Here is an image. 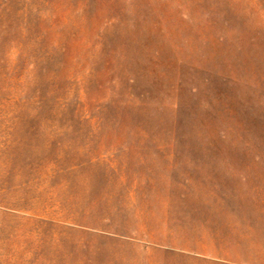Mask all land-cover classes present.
Masks as SVG:
<instances>
[{
  "label": "rangeland",
  "instance_id": "1",
  "mask_svg": "<svg viewBox=\"0 0 264 264\" xmlns=\"http://www.w3.org/2000/svg\"><path fill=\"white\" fill-rule=\"evenodd\" d=\"M0 264H264V0H0Z\"/></svg>",
  "mask_w": 264,
  "mask_h": 264
},
{
  "label": "crops",
  "instance_id": "2",
  "mask_svg": "<svg viewBox=\"0 0 264 264\" xmlns=\"http://www.w3.org/2000/svg\"><path fill=\"white\" fill-rule=\"evenodd\" d=\"M150 183L152 185L155 184V182L153 180ZM165 184H168V182L166 181ZM194 184H197V185L199 184L203 188L205 185H211L214 187L218 186L216 182L211 181L209 183H206L204 180H200L199 182H194ZM176 185L178 188H182L184 190H187V192H189V188H191V186L193 185V181L189 178H186V176H184L178 182H176ZM220 186H221V184H220ZM185 195H186V192L182 196L185 197Z\"/></svg>",
  "mask_w": 264,
  "mask_h": 264
}]
</instances>
